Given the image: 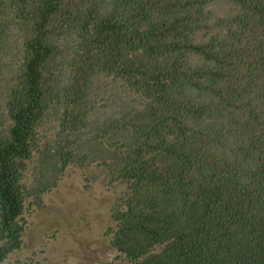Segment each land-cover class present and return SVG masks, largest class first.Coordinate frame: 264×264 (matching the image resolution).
<instances>
[{"label": "trees", "instance_id": "1", "mask_svg": "<svg viewBox=\"0 0 264 264\" xmlns=\"http://www.w3.org/2000/svg\"><path fill=\"white\" fill-rule=\"evenodd\" d=\"M9 80L0 264L72 164L129 184L132 263L264 264V0H0Z\"/></svg>", "mask_w": 264, "mask_h": 264}, {"label": "rangeland", "instance_id": "2", "mask_svg": "<svg viewBox=\"0 0 264 264\" xmlns=\"http://www.w3.org/2000/svg\"><path fill=\"white\" fill-rule=\"evenodd\" d=\"M9 84L0 83V128L8 127L1 115ZM34 166L24 177L29 185L34 183ZM129 194V184L112 182L105 166L70 165L40 206L35 200L28 203L21 220L22 245L2 264H134L117 250L113 233L116 210L125 208Z\"/></svg>", "mask_w": 264, "mask_h": 264}]
</instances>
